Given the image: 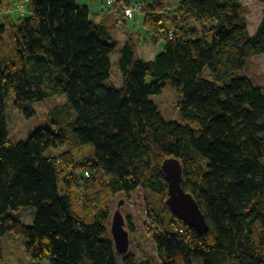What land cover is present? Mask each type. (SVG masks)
<instances>
[{"label": "trees", "instance_id": "1", "mask_svg": "<svg viewBox=\"0 0 264 264\" xmlns=\"http://www.w3.org/2000/svg\"><path fill=\"white\" fill-rule=\"evenodd\" d=\"M24 1L26 14L0 23V46L5 32L13 43L11 58L0 60V235H19L33 264H264V85L225 82L264 53V13L250 33L239 0H179L174 17L162 1L142 2L143 25L164 40L143 59L132 38L111 41L108 26L77 0ZM190 22L200 24L198 37ZM116 49L118 88L107 83ZM165 86L182 95L180 117L197 127L162 116L149 95ZM11 91L26 117L35 102L63 94L76 118L13 142L5 121ZM167 158L181 164V186L208 225L203 234L165 205ZM138 188L163 209L148 204L155 256L142 261L117 253L110 234L109 195ZM78 196L84 215L73 205ZM27 205L36 207L30 226L9 215ZM127 226L134 230L130 219Z\"/></svg>", "mask_w": 264, "mask_h": 264}, {"label": "rangeland", "instance_id": "2", "mask_svg": "<svg viewBox=\"0 0 264 264\" xmlns=\"http://www.w3.org/2000/svg\"><path fill=\"white\" fill-rule=\"evenodd\" d=\"M121 5L132 3L135 0H119ZM152 3L154 0H140ZM165 5L163 14L169 16L178 15L176 8L179 0H159ZM118 2V1H117ZM246 8V23L250 33H253L258 25L262 14L264 13V0H239ZM79 5L90 7V18H94V14H99L109 28L110 40L121 42V36L126 33L130 34L135 44L143 51L138 52L140 58L152 59L160 53L164 46V40L159 36L149 33L143 25V13L137 20V16L133 20H123L118 12V4L106 5V0H77ZM94 9H91V6ZM26 2L24 0H2L0 3V23L5 19L17 21L18 17L26 14ZM94 12V13H93ZM214 22L209 20L207 24ZM193 27L197 28V32L193 37L200 34V24L194 22ZM3 44L0 46V60L3 63L5 59H10L12 55L13 43L10 41L8 32L3 34ZM119 53L118 49L110 54V77L107 81L115 87L122 85V77L118 68ZM208 70H204L203 75H209ZM232 77H246L254 86L264 85V53L251 54L247 62L237 70H235L225 82H229ZM154 81L152 76H147V82ZM149 99L155 104L162 116L167 120H175L181 124H187L191 127H197L196 121L184 120L180 117L177 104L182 100V95L173 87L165 86L160 93L149 95ZM15 96L11 91L5 100V121L8 137L13 142L25 141L38 128L43 126H51L55 128H68L76 118L75 108L68 102L63 94H52L42 101L33 104L34 115L31 117L24 116L23 112L14 104ZM53 150H49V153ZM82 171L79 172L81 177ZM84 187V186H83ZM95 186L89 187L94 189ZM111 209L110 221L113 212L117 208V204L122 201L119 208L124 218V227L129 232V248L128 251L134 253L137 261H142L155 256V242L148 232V204L154 205L159 213L163 211L159 199L149 191L138 188L135 192L128 194H116L110 196ZM81 198L78 196L74 202L75 210L84 215L81 209ZM36 213L34 205L20 207L18 210L10 211L9 215L20 220L24 225L30 226ZM129 217V218H128ZM133 224V231L127 226V221ZM0 248L2 258L0 264H33V262L24 253L22 248V238L12 231H7L0 235ZM37 264H48V260L44 259Z\"/></svg>", "mask_w": 264, "mask_h": 264}, {"label": "water", "instance_id": "3", "mask_svg": "<svg viewBox=\"0 0 264 264\" xmlns=\"http://www.w3.org/2000/svg\"><path fill=\"white\" fill-rule=\"evenodd\" d=\"M162 170L167 182L168 197L165 205L182 221L193 227L199 234L207 230V222L203 212L191 193L181 186L182 167L176 158H167L162 163ZM120 201L112 214L110 234L115 251L126 254L129 248V232L124 227V218L120 211Z\"/></svg>", "mask_w": 264, "mask_h": 264}, {"label": "built area", "instance_id": "4", "mask_svg": "<svg viewBox=\"0 0 264 264\" xmlns=\"http://www.w3.org/2000/svg\"><path fill=\"white\" fill-rule=\"evenodd\" d=\"M117 0H106V5H116ZM142 2L140 0H135L132 3H124L121 5V14L127 20H133L136 15H141ZM84 177L90 175L88 170H85Z\"/></svg>", "mask_w": 264, "mask_h": 264}, {"label": "crops", "instance_id": "5", "mask_svg": "<svg viewBox=\"0 0 264 264\" xmlns=\"http://www.w3.org/2000/svg\"><path fill=\"white\" fill-rule=\"evenodd\" d=\"M117 1H118V3L120 2L119 0H117ZM120 6H121V3L118 4V7H119L118 12L120 10ZM87 9L89 11V16H90V7H87ZM91 9H94V6L93 5L91 6ZM119 14H120V12H119ZM94 15H95V17L92 18V20H94L95 22H98V23L99 22L100 23H104L107 26L106 21L103 20V18H101L99 14H94ZM120 16H121V14H120ZM139 17H140V15H137V20L138 21H139ZM122 18H124V17H122ZM123 20L125 21L126 19L124 18ZM121 37L122 38H121V42L119 43V45H122L127 38H131L129 33H126L125 35L123 34ZM141 51H143V50L139 46H137V53L138 52H141ZM143 59H146V58H143Z\"/></svg>", "mask_w": 264, "mask_h": 264}]
</instances>
